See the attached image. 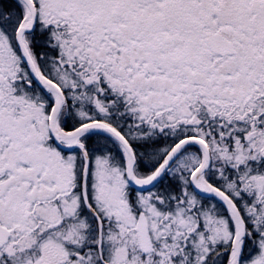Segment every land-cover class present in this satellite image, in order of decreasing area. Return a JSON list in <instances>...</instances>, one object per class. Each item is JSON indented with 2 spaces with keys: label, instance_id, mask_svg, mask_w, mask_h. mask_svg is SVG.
Listing matches in <instances>:
<instances>
[{
  "label": "snow or ice",
  "instance_id": "6c2138e0",
  "mask_svg": "<svg viewBox=\"0 0 264 264\" xmlns=\"http://www.w3.org/2000/svg\"><path fill=\"white\" fill-rule=\"evenodd\" d=\"M0 264H264V0H0Z\"/></svg>",
  "mask_w": 264,
  "mask_h": 264
}]
</instances>
